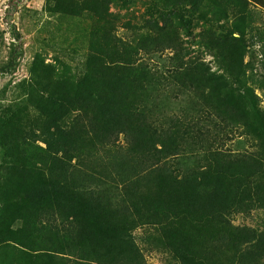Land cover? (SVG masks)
I'll return each instance as SVG.
<instances>
[{
	"label": "trees",
	"instance_id": "trees-1",
	"mask_svg": "<svg viewBox=\"0 0 264 264\" xmlns=\"http://www.w3.org/2000/svg\"><path fill=\"white\" fill-rule=\"evenodd\" d=\"M118 1L128 0L95 2L80 76L68 64L47 65L22 83L25 114L35 119L9 116L20 107L0 105V264H144L135 239L144 226L159 231L158 243L179 264L259 263L264 230L236 226L230 215L264 208V158L173 168L172 159L203 142V128L177 116L160 127L151 112L159 107L150 92L155 76L137 64L152 50L171 49L180 60L178 28L193 45L221 51L207 28L195 34L200 22L217 26L221 0H143L152 32L133 43L114 32L110 9ZM234 24L218 22L220 39L237 32ZM12 55L0 72L16 70V49ZM190 64L170 75L180 77L181 90L213 89L212 107L229 118L234 106L222 78ZM257 113L264 137V112Z\"/></svg>",
	"mask_w": 264,
	"mask_h": 264
},
{
	"label": "rangeland",
	"instance_id": "rangeland-1",
	"mask_svg": "<svg viewBox=\"0 0 264 264\" xmlns=\"http://www.w3.org/2000/svg\"><path fill=\"white\" fill-rule=\"evenodd\" d=\"M98 1L0 0V69L9 62L15 49L18 57L14 72H0L1 107H20L12 110L9 116L17 115L22 120L36 118L32 112L27 116L29 109L25 114L22 87L23 82H31L34 69L42 73L47 65L61 70L63 64H68L77 77L81 75ZM221 4L225 11L217 19V26L206 27L200 22L195 30L198 39L207 28L209 41L218 42L221 51L213 54L193 45V39L178 28L183 47L179 51L180 60L178 52L171 49L140 52L137 57V64L146 66L155 76L156 87L150 92L159 100V107L153 106L151 110L156 123L161 127L177 116L185 125L190 122L203 128V142L187 148L182 157L171 160L175 169L200 167L205 160H217L221 156L226 159L242 155L264 158V137L257 113V110L264 112V6L252 0H221ZM110 11L118 16L116 28L114 23L110 24L118 38L133 43L136 37L152 32L143 20L149 12V2L128 0L124 7L118 1L112 4ZM110 20L113 21L111 16ZM218 22L221 26L235 23L238 30L220 39ZM185 62L201 64L205 68L201 75L222 78L226 86L224 97L232 100L234 106L228 113L229 118L212 107V100L217 97L213 89L181 90L180 77L170 74L178 64L186 66ZM121 141L124 144L123 138ZM230 216L236 226L264 230V208L234 212ZM159 236L155 227L144 226L135 231L144 264H179L172 252L158 243ZM257 264H264V259Z\"/></svg>",
	"mask_w": 264,
	"mask_h": 264
}]
</instances>
